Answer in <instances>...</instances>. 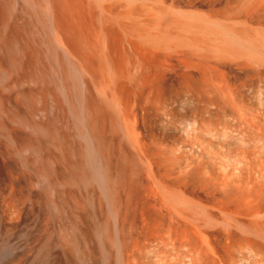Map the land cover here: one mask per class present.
I'll use <instances>...</instances> for the list:
<instances>
[{
    "label": "rangeland",
    "instance_id": "obj_1",
    "mask_svg": "<svg viewBox=\"0 0 264 264\" xmlns=\"http://www.w3.org/2000/svg\"><path fill=\"white\" fill-rule=\"evenodd\" d=\"M0 170L120 264H264V0H0Z\"/></svg>",
    "mask_w": 264,
    "mask_h": 264
},
{
    "label": "bare ground",
    "instance_id": "obj_2",
    "mask_svg": "<svg viewBox=\"0 0 264 264\" xmlns=\"http://www.w3.org/2000/svg\"><path fill=\"white\" fill-rule=\"evenodd\" d=\"M79 116L78 114V118ZM81 118L79 120H82ZM87 132H81L80 136L85 142L83 155L89 159V156L92 158L94 154V148L89 143L91 137L89 138V132ZM88 159L85 163L86 170L89 167L92 171L91 174L85 172L86 174L82 176L83 184L96 183L103 192H110L111 189L108 190L107 183L108 175L103 171V167L96 158L92 159V162ZM2 175L4 173L0 170V176ZM8 175L14 176L11 172ZM33 194H38L40 199L38 224H27L23 230H19L22 210L27 203H34ZM109 198L108 196L107 199ZM51 204L50 191L47 187H39L32 182L19 185L12 180L0 183V264H120L122 258L119 251L108 248L97 238L95 245L83 247L80 244L81 241L92 240L86 234L64 231L53 233L50 230ZM94 236L97 237V234ZM53 254L56 255L55 259Z\"/></svg>",
    "mask_w": 264,
    "mask_h": 264
}]
</instances>
